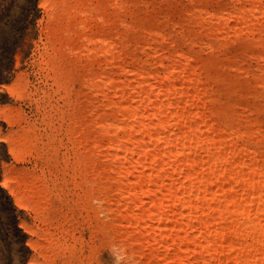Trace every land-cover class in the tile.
<instances>
[{"label": "bare ground", "instance_id": "bare-ground-1", "mask_svg": "<svg viewBox=\"0 0 264 264\" xmlns=\"http://www.w3.org/2000/svg\"><path fill=\"white\" fill-rule=\"evenodd\" d=\"M85 1L76 0L72 10L88 26L101 3L86 9ZM115 5L121 15L126 0ZM194 15L210 35L234 26L264 42V0H232L229 11ZM88 30L84 40L93 48L85 57L76 48L72 54L85 86L102 99L79 133L86 143L79 163L106 195L112 189L117 195L105 206L122 239L120 264H264L261 129L250 117V128L236 124L191 55L152 47L165 34L145 33L150 44L143 53L151 62L144 65L125 52L121 37ZM46 64L62 88L65 67ZM261 77L264 88V70Z\"/></svg>", "mask_w": 264, "mask_h": 264}, {"label": "rangeland", "instance_id": "rangeland-1", "mask_svg": "<svg viewBox=\"0 0 264 264\" xmlns=\"http://www.w3.org/2000/svg\"><path fill=\"white\" fill-rule=\"evenodd\" d=\"M62 1L0 0V264H120L122 239L105 206L117 195H106L79 163L86 146L79 133L102 99L85 86L72 54L93 48L84 40L91 27L121 37L144 65L145 33L165 34L152 47L191 55L236 124L250 128V117L264 133V42L234 26L210 35L194 15L229 11L232 0H126L121 15L116 0H86V9L101 3L88 26L72 10L76 0ZM46 62L65 67L62 88Z\"/></svg>", "mask_w": 264, "mask_h": 264}]
</instances>
